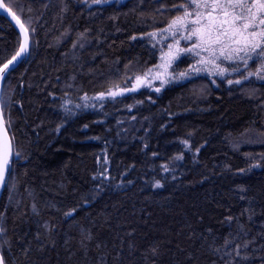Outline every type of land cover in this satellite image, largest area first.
I'll return each instance as SVG.
<instances>
[{
  "label": "trees",
  "instance_id": "1",
  "mask_svg": "<svg viewBox=\"0 0 264 264\" xmlns=\"http://www.w3.org/2000/svg\"><path fill=\"white\" fill-rule=\"evenodd\" d=\"M18 3L35 32L0 85L20 153L0 185L6 264H264V84L196 78L85 111L155 63L139 37L180 0ZM20 39L0 14V64Z\"/></svg>",
  "mask_w": 264,
  "mask_h": 264
},
{
  "label": "snow or ice",
  "instance_id": "2",
  "mask_svg": "<svg viewBox=\"0 0 264 264\" xmlns=\"http://www.w3.org/2000/svg\"><path fill=\"white\" fill-rule=\"evenodd\" d=\"M107 2L92 0L94 4ZM0 9L15 21L21 37L18 49L6 62L0 64V81H3L10 66L29 53L30 33H34L35 29L30 27V22L28 26L22 22L23 5L18 0H0ZM161 9H165V6L161 5ZM28 10L31 11L30 8ZM167 10H174L178 14L170 16L163 28L144 34L152 48L159 53L158 62L142 73L135 74L130 88L114 84L107 93H98L97 99H103L105 95L114 98L142 86L151 87L154 81H159L160 87L155 88V91L160 92L166 84L200 74H206L208 78L218 77L229 86L241 85L251 77L264 81V0H182ZM157 45L160 47L157 48ZM80 46L83 47V44ZM189 60L191 63L187 64L186 69L178 73L175 71L179 63ZM251 64H255L254 69L250 67ZM233 74H238L239 78H230ZM211 82L216 84V79ZM251 91L254 94L255 89ZM7 103L10 106L11 101ZM4 105L5 100L0 96V185L5 183L11 171L13 155L17 159L20 157L18 151L13 152L12 139L7 135ZM181 142L186 146L188 144L187 140ZM261 158L264 159V154ZM160 186L158 181L154 185ZM65 215H72V212ZM4 232L5 229L0 227V233ZM250 243L246 241L243 245L237 244L236 255H240L241 247L247 248ZM152 252L155 254L156 249H152ZM0 264H6L3 255H0Z\"/></svg>",
  "mask_w": 264,
  "mask_h": 264
},
{
  "label": "rangeland",
  "instance_id": "3",
  "mask_svg": "<svg viewBox=\"0 0 264 264\" xmlns=\"http://www.w3.org/2000/svg\"><path fill=\"white\" fill-rule=\"evenodd\" d=\"M123 1L124 0H108L107 3H117V4H119V3L123 2ZM180 2H182V0H180ZM85 3L87 5H102V4H106V3L94 4V3H92V0H85ZM139 38L141 40H143V41L149 42L150 45L152 46L150 40L147 37H145L144 35H142ZM159 47L160 46L157 45V48H159ZM155 52H156L155 53L156 54V59H155V63L154 64H156L158 62V56H159V53L157 51H155ZM188 63H191V61L189 60L187 62H181V63H179L178 66L175 68V71L178 73V72L186 69ZM154 64H152V65H154ZM151 66H149V67H151ZM250 67L252 69H254L255 68V64H251ZM241 70L243 71V66H241ZM196 78H205L211 84H212V82H211L212 79H216V84H212L214 87H217L218 84H220V83H222V84H224L226 86H229L226 83L225 80H221L218 77L208 78L206 74H200L199 76L193 75V76H191V77H189L187 79H180V80L173 81V82H171L169 84H166L163 88H161V91L160 92H156L155 91V88L160 87L159 81H154L151 87H149V86H142V87L138 88L136 91L125 92L123 95H118V96H116L114 98L111 97V96L105 95V97L103 99H97L96 97H97L98 94L93 95V96H90V97H87V99H84V97H83V98H81V103L83 104V108H84L85 111H93L97 106H99V104H101V103H103L105 101H113V100H116V99H120V98H122L124 96L130 95V94H135V93H140V92L147 93L148 95H156L157 96V95H160L164 91V89H166L169 86L184 84V83H187L190 80L196 79ZM230 78H232V79H238L239 78V75L238 74H233ZM134 79H135V76L132 77L128 83H126L124 85H120V86L121 87H128V88H130L132 86V82L134 81ZM249 81H252V83H255V84H264V81H257L255 77L249 78ZM249 81H245V82H249ZM245 82H242V84L245 83ZM107 91L105 93H107Z\"/></svg>",
  "mask_w": 264,
  "mask_h": 264
},
{
  "label": "water",
  "instance_id": "4",
  "mask_svg": "<svg viewBox=\"0 0 264 264\" xmlns=\"http://www.w3.org/2000/svg\"><path fill=\"white\" fill-rule=\"evenodd\" d=\"M0 14H3L4 16H6L11 22H12V24L15 26V28L18 30V32H19V27L16 25V23H15V21H13L12 19H11V17H9L8 15H7V13H5L2 9H0ZM21 59V58H20ZM19 59V60H20ZM19 60L14 64V65H16L18 62H19ZM13 65V66H14ZM13 66H10V68L11 67H13ZM0 85H1V81H0Z\"/></svg>",
  "mask_w": 264,
  "mask_h": 264
},
{
  "label": "bare ground",
  "instance_id": "5",
  "mask_svg": "<svg viewBox=\"0 0 264 264\" xmlns=\"http://www.w3.org/2000/svg\"><path fill=\"white\" fill-rule=\"evenodd\" d=\"M99 107V106H98Z\"/></svg>",
  "mask_w": 264,
  "mask_h": 264
}]
</instances>
